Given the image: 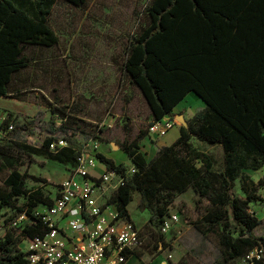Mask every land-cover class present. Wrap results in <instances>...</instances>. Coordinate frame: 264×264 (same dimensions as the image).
Returning a JSON list of instances; mask_svg holds the SVG:
<instances>
[{
  "label": "trees",
  "instance_id": "trees-1",
  "mask_svg": "<svg viewBox=\"0 0 264 264\" xmlns=\"http://www.w3.org/2000/svg\"><path fill=\"white\" fill-rule=\"evenodd\" d=\"M58 0H0V98L18 94L15 76L26 70L30 59L25 49L52 48L58 36L49 24ZM81 7L87 0H62ZM149 24L130 41L121 72L130 87L141 93L153 121L171 116L173 109L194 93L204 109L181 127L179 137L161 147L151 160L140 151L139 131L131 141L119 144L133 168L115 164L97 154L108 171L122 177L107 205L129 220L128 206L135 193L140 206L149 214V223L160 232L177 194L192 189L197 200L196 221H190L202 235L217 233L224 262H232L251 250H264V236L254 230L261 224L250 206L262 200L259 189L246 171L264 166V0H152L146 10ZM133 99L127 94L126 102ZM57 108L63 123L67 114ZM30 122L26 124L28 127ZM66 146L49 150L55 138H45L31 146L10 134L0 142V172L7 171L0 186V209L9 208L26 219L9 227L0 238V264H27L18 245L43 237L48 229L33 215L52 200L44 192L27 189V178L45 180L18 170L21 154L40 156L49 161L75 166L82 144L69 128ZM219 146L222 162L214 169L212 157L192 146L191 140ZM199 163V165H198ZM238 181L240 194L235 191ZM19 199L23 204L19 206ZM206 203V204H205ZM161 234V233H160ZM163 234L159 249L164 250ZM140 237V234H139ZM141 240V238H140ZM139 246L127 253L142 263ZM181 264H186L182 261Z\"/></svg>",
  "mask_w": 264,
  "mask_h": 264
},
{
  "label": "rangeland",
  "instance_id": "rangeland-1",
  "mask_svg": "<svg viewBox=\"0 0 264 264\" xmlns=\"http://www.w3.org/2000/svg\"><path fill=\"white\" fill-rule=\"evenodd\" d=\"M151 1L87 0L81 7L57 1L49 24L58 36V44L52 48L25 49L30 65L13 81V87H19L20 91L11 99L0 101L2 115L16 127L12 133L15 140L39 146L45 138H67L71 128L75 130L74 139L80 144L89 145L91 139L97 140L99 154L111 158L115 164H125L130 173L133 168L128 159L122 160L119 156V144L131 141L139 131H144L148 140L141 152L145 158L149 157V144L159 142L148 132L153 118L141 93L128 85L120 68L130 41L149 24L146 10ZM129 91L133 99L128 103ZM198 102L201 106L196 105L191 110H173L171 117L175 124L170 136L182 127L178 116L187 122L203 111L204 103ZM53 108L67 114L66 123L58 113L53 114ZM28 122L30 125L27 127ZM191 144L209 154L214 169H220L222 151L219 146H208L195 138ZM19 160V172L45 180L36 182L27 178L26 188H39L46 196H53L57 184L69 174L68 166L40 156L21 154ZM246 173L258 181L263 177L264 166L257 172L248 170ZM6 174L7 171L0 172V186ZM235 191L240 194L238 181ZM259 194L262 200L251 205L250 212L261 220L254 234L264 236V183ZM138 198L139 194L135 193L129 204L128 216L139 231V252L148 264L154 260H157L154 264L163 260L169 264H181L182 261L186 264H232L222 259L217 233L202 235L190 221H186H196L199 217L195 210L197 196L191 188L177 194L173 201L172 212L180 214V225L163 236L165 245L168 244L164 250L163 247L159 249L161 234L149 223V214L141 208ZM23 202L19 199V206ZM18 216L9 208L0 209V238L9 227L7 222L16 220Z\"/></svg>",
  "mask_w": 264,
  "mask_h": 264
},
{
  "label": "built area",
  "instance_id": "built-area-1",
  "mask_svg": "<svg viewBox=\"0 0 264 264\" xmlns=\"http://www.w3.org/2000/svg\"><path fill=\"white\" fill-rule=\"evenodd\" d=\"M174 124L175 120L167 116L152 121L148 132L158 139L164 138ZM15 129L0 114V142ZM90 142L82 144L75 166L57 184L51 205L34 211L33 215L41 219L48 231L43 237L18 245L26 254L27 264H125L127 253L139 246V231L134 223L107 205L122 177L108 171L99 161L97 140ZM64 146L66 141L60 138L49 145V150ZM99 165L103 166V172L94 174ZM25 219V215H19L11 226L18 227ZM179 222V215L171 208L160 233L168 234ZM233 264H264V250H251Z\"/></svg>",
  "mask_w": 264,
  "mask_h": 264
},
{
  "label": "crops",
  "instance_id": "crops-1",
  "mask_svg": "<svg viewBox=\"0 0 264 264\" xmlns=\"http://www.w3.org/2000/svg\"><path fill=\"white\" fill-rule=\"evenodd\" d=\"M198 99L199 101H201L194 93H189L175 108L177 109H187V110H191L190 108H194L196 105L198 106H201V104L198 102ZM1 100H7V99H2L0 98V101ZM195 103V104H194ZM191 104H194L193 107H191ZM174 108V109H175ZM173 109V110H174ZM0 114L2 115L3 112L0 111ZM172 130V129H171ZM170 130V131H171ZM170 131L168 132V134L164 137V138H160L159 139V142L155 145H152V144H149V152H150V155L148 158H146V160H151L155 154L157 153L158 149H160L161 147H164V146H169L171 145L178 137H179V132L176 130V133L174 136H170L169 133ZM148 140V136H146L145 138L142 139V141L140 142L139 146H140V151H142V149H144L145 147V141ZM119 151V156L121 157L122 160H127L128 157L126 156L125 153H123L121 150H118ZM148 152V154H149ZM103 166L99 165L96 170L94 171V174H100L101 172H103ZM53 196H51L52 198ZM137 199V198H136ZM139 199V198H138ZM140 201V200H139ZM253 205V204H252ZM112 206V205H111ZM114 208V206H112ZM115 209V208H114ZM128 211H129V206H128ZM175 213H177L180 217V214L177 212V211H173ZM177 225H180L179 223L174 225V226H177ZM173 229V228H172ZM170 233V232H169ZM147 261V260H146ZM157 260H154L152 262H150V264H154L153 262H155ZM130 262H136V264H144L142 263L136 256L134 255H130L128 257V259L126 260L125 264H130ZM147 264H148V261H147ZM157 264H169L168 261H159L157 262Z\"/></svg>",
  "mask_w": 264,
  "mask_h": 264
},
{
  "label": "water",
  "instance_id": "water-1",
  "mask_svg": "<svg viewBox=\"0 0 264 264\" xmlns=\"http://www.w3.org/2000/svg\"><path fill=\"white\" fill-rule=\"evenodd\" d=\"M177 119L182 124L183 127H187V122L184 120L182 116H178Z\"/></svg>",
  "mask_w": 264,
  "mask_h": 264
}]
</instances>
